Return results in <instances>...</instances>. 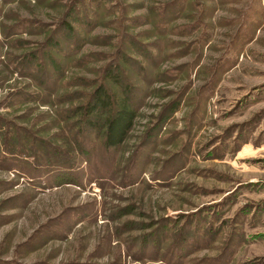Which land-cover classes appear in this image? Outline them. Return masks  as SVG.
<instances>
[{
    "label": "rangeland",
    "instance_id": "374dc122",
    "mask_svg": "<svg viewBox=\"0 0 264 264\" xmlns=\"http://www.w3.org/2000/svg\"><path fill=\"white\" fill-rule=\"evenodd\" d=\"M0 264H264V0H0Z\"/></svg>",
    "mask_w": 264,
    "mask_h": 264
},
{
    "label": "trees",
    "instance_id": "16d2710c",
    "mask_svg": "<svg viewBox=\"0 0 264 264\" xmlns=\"http://www.w3.org/2000/svg\"><path fill=\"white\" fill-rule=\"evenodd\" d=\"M99 101L113 110L106 121L105 145L109 148H117L125 142L131 132L135 113L127 106V103L121 107L115 106L105 94L99 97Z\"/></svg>",
    "mask_w": 264,
    "mask_h": 264
}]
</instances>
